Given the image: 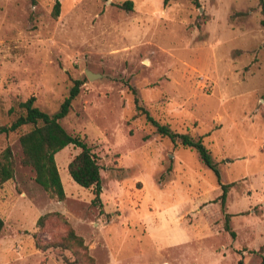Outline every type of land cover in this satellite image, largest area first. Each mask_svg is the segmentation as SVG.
<instances>
[{"label":"rangeland","instance_id":"obj_1","mask_svg":"<svg viewBox=\"0 0 264 264\" xmlns=\"http://www.w3.org/2000/svg\"><path fill=\"white\" fill-rule=\"evenodd\" d=\"M0 0V125L35 107L52 115L75 82L66 132L100 166V202L55 155L65 198L57 201L10 147L14 178L0 188V264H71L55 248L63 217L91 264H261L264 258V29L258 0ZM59 13L53 18V7ZM97 77L88 80L86 73ZM173 132L201 138L222 184L194 149L174 146L135 110ZM44 227L37 220L47 214ZM225 214L235 238L224 231Z\"/></svg>","mask_w":264,"mask_h":264},{"label":"trees","instance_id":"obj_2","mask_svg":"<svg viewBox=\"0 0 264 264\" xmlns=\"http://www.w3.org/2000/svg\"><path fill=\"white\" fill-rule=\"evenodd\" d=\"M168 0H164L166 3ZM193 5L199 6L198 0H192ZM258 5L263 15L260 24L264 29V0H258ZM117 7L131 11L133 9L132 1H124L117 4ZM59 13V2L53 7V18ZM81 83L75 82L71 87L67 97L64 98L57 112L49 115L37 107L34 103L35 97H30L26 101L19 103V107L24 111L16 117L9 125H0V135L15 133L26 126L31 129L23 132L18 137V144L21 149L20 164L30 167L34 172V181L38 184L50 198L57 201H63L65 198L63 186L60 180L58 169L55 162V155L67 146H73L79 149V153L69 162L67 171L71 179L80 187L85 189H93V202H100L101 175L100 166L98 165L91 148L78 136L72 135L65 131L61 126L60 120L67 116L71 103L78 96ZM134 95L135 110L139 116H144L156 130V133L166 137L176 146L177 144L183 148L194 149L204 165L213 171L216 176L217 183L221 189L219 201L223 209L226 202L227 193L232 184H222L220 181V172L216 165L212 163L209 152L203 144L201 138L194 139L189 134H179L173 132L168 126L162 125L154 120L149 112L139 105L136 91L130 89ZM15 159L10 147H6L0 153V188L6 182L14 178ZM56 216L50 213L40 217L37 220L39 227H44V222ZM65 227V235L55 244V248L70 250L74 256L71 264H91L93 260L87 255V248L83 243V239L77 236L72 227L63 217H59ZM230 215L225 214L223 229L231 238H235V233L229 226ZM3 227V220L0 218V230ZM238 264H242L239 260ZM264 264V258L261 261Z\"/></svg>","mask_w":264,"mask_h":264},{"label":"water","instance_id":"obj_3","mask_svg":"<svg viewBox=\"0 0 264 264\" xmlns=\"http://www.w3.org/2000/svg\"><path fill=\"white\" fill-rule=\"evenodd\" d=\"M86 77H87L88 80H93V79H95L97 76H96L95 74H93V73L87 72V73H86Z\"/></svg>","mask_w":264,"mask_h":264}]
</instances>
